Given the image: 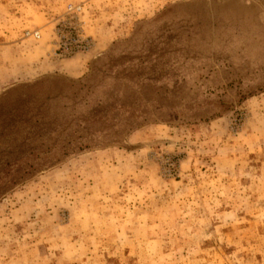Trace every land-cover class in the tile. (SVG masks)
<instances>
[{
    "label": "rangeland",
    "instance_id": "obj_1",
    "mask_svg": "<svg viewBox=\"0 0 264 264\" xmlns=\"http://www.w3.org/2000/svg\"><path fill=\"white\" fill-rule=\"evenodd\" d=\"M0 264H264V0H0Z\"/></svg>",
    "mask_w": 264,
    "mask_h": 264
}]
</instances>
